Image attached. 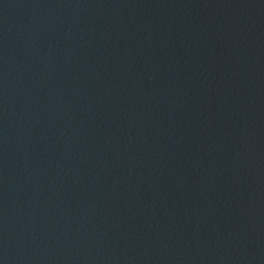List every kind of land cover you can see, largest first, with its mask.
I'll list each match as a JSON object with an SVG mask.
<instances>
[{
    "label": "water",
    "instance_id": "95a60500",
    "mask_svg": "<svg viewBox=\"0 0 264 264\" xmlns=\"http://www.w3.org/2000/svg\"><path fill=\"white\" fill-rule=\"evenodd\" d=\"M0 264H264V0H0Z\"/></svg>",
    "mask_w": 264,
    "mask_h": 264
}]
</instances>
